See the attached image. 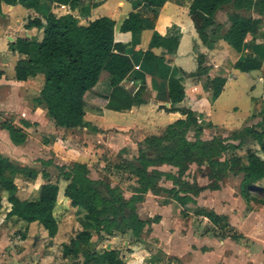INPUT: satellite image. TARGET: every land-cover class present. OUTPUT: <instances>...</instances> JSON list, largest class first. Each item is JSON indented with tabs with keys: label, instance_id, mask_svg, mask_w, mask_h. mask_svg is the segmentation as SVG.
I'll list each match as a JSON object with an SVG mask.
<instances>
[{
	"label": "trees",
	"instance_id": "16d2710c",
	"mask_svg": "<svg viewBox=\"0 0 264 264\" xmlns=\"http://www.w3.org/2000/svg\"><path fill=\"white\" fill-rule=\"evenodd\" d=\"M8 3L18 2L24 7L33 8L41 12L43 0H0ZM68 4L73 10L78 8L80 15H87L90 8L98 2L90 0H54ZM146 12L131 11L118 20L107 16H100L87 24H79L78 18L69 12L56 16L52 12L42 13L44 22L40 19H31L26 27L42 29L40 41L17 38L10 43V50L25 54V59H18L13 66V78L19 81L26 80L38 73L44 75V83L39 96L34 98L37 104H42L47 116L59 127L84 126L85 95L96 84L99 74L105 70L110 75V90L100 95L106 100L105 107L115 111L129 110L133 105L146 102V82L143 73L135 71L131 58L126 52V46L114 40L116 31H138L142 28L144 15L157 12L165 0H143ZM228 6L232 9L226 12L229 22L224 34L218 35L220 24L215 22L218 10ZM239 11H254L264 16V0H192L188 8V16L192 20L194 29L207 47L211 48L216 40L224 39L236 51H241L248 35H254L262 27L261 17L243 15ZM0 14L1 7H0ZM264 39V27L261 28ZM179 37L175 34L162 35L154 30L145 50H139L141 55L140 68L144 72L152 73L166 81L167 98L170 102L169 111H179L184 117L167 125L160 135H151L138 143L137 155L133 160L124 158L116 164L104 166V169L123 170L136 177L137 185L133 186L132 194L125 198L118 186L104 183L102 179L89 177V169L85 163L74 162L65 170L62 177L67 181L63 194L70 200V205L83 211L78 218V228L68 243L62 245V256L82 257L76 264H128L116 248H98V244L106 236L114 233L125 234L131 232L139 237L145 225L149 228L157 223L160 215L152 219L143 220L136 212V203L144 200L149 191L165 192L180 205L182 216L188 213L189 203L194 199L189 194L197 195L202 187L191 185L181 179L191 163L205 162L210 180H221L227 172L242 173L240 194L246 201H256L264 204V188L255 184L264 178V158L259 153L248 148L245 155H231L222 157L228 151H236L243 146L244 139L258 144L264 152V103L258 113L260 120L251 126L242 128L230 142L229 139L213 136L211 139H202L205 128L212 124L200 114L175 104L184 99L185 92L181 84V77L206 76L203 88L209 92L210 99L214 100L221 93L226 82L222 75L208 77L211 65L204 54L196 57L197 68L193 72H186L180 67L171 66L166 61V54L176 51ZM161 48L156 54L154 49ZM260 58L240 57L233 64V68L240 72H250L261 67ZM4 74L0 69V77ZM137 80V90L130 94L121 86L125 77ZM24 126L29 123L22 120ZM0 128L8 131L14 144H22L27 138L26 131L12 120L0 118ZM193 132V139L187 134ZM244 138V139H243ZM125 149L121 150L123 155ZM222 157V158H221ZM161 165L176 168V172L158 169ZM23 174L29 178H36L38 170L28 166H21L12 162L7 156L0 154V214L4 211L2 198L10 203L6 216H15L20 222L21 238H26L29 225L33 222L40 224L52 239L58 231V223L53 211L57 201L58 184L48 180V173L41 172L42 182L33 190L31 198L21 199L17 196V184L14 177ZM164 178L173 183L172 188L158 185ZM185 185L183 191L176 186ZM175 186V187H174ZM103 187V188H102ZM191 187V188H190ZM213 189H218L214 184ZM188 191L186 192L185 190ZM190 190V192H189ZM185 193V195H184ZM262 194V195H260ZM192 212L205 216L212 224L228 228L221 237H228L238 241L241 235L232 232L227 217L213 210L195 206ZM23 226V227H22Z\"/></svg>",
	"mask_w": 264,
	"mask_h": 264
},
{
	"label": "crops",
	"instance_id": "0c3cea01",
	"mask_svg": "<svg viewBox=\"0 0 264 264\" xmlns=\"http://www.w3.org/2000/svg\"><path fill=\"white\" fill-rule=\"evenodd\" d=\"M90 1L93 3L99 0ZM191 1L192 0H165V3L157 12H149L144 15L142 28L140 30L126 32L116 31L114 33V40L126 46V52L131 58L134 66L133 69H135V71H140L141 74L143 73L144 75L146 82V102L133 105L129 110L125 111H115L105 107L106 100L100 95L110 90V75L107 71L102 70L92 90L85 95L84 122L86 124L84 126L71 128L56 126L47 116L44 106L35 102L34 98L39 96L43 85L41 86V82L36 83L34 79L42 73L30 76L23 81L13 78V66L15 62L18 59H25L27 56L18 52H12L9 48L10 43H13L17 38L40 41L43 35L42 29L34 26L26 27V23L35 18L44 22L42 13L52 12L56 16H60L65 12H69L78 18L79 24L85 25L88 21H92L100 16H107L116 21L131 11L144 13L147 10L146 4L143 0H101L97 5L90 8L87 15H80L78 8L72 10L68 4L58 3L54 0L42 1L40 9L42 13L33 8L24 7L18 2L8 3L1 1L0 69L3 70L4 74L0 77V91H3V93L0 94V100L17 101V104L16 107H10L7 111L0 110L2 115L0 118L6 119L8 115H11L9 117L12 118H20L19 123L16 124L17 120H15L14 124L21 126L26 131L27 138L22 144H14L9 137L8 131L0 128V154L7 156L16 164L38 170L37 177L33 179L23 174H16L14 177L16 184L17 179H23V182L26 184H37L32 187L36 189L42 182L41 172L45 171L49 175L48 180L58 184L59 193V187L62 181L66 183L67 181L62 178L56 182V180L50 176L49 172L44 169V166L49 167L50 164H57L58 167L64 166L65 170H67L74 162H81L88 166L89 171H95L96 169L101 170L107 163V157L111 155L116 156L122 149H125L124 153L126 156L133 155L138 149V143L142 142L146 137L160 135L168 124L184 117L179 111L167 110L170 107V102L167 98L166 81L152 73L144 72V70L140 68L141 55L138 51L147 48L154 30L162 35L175 34L179 37V44L176 51L171 54H166V61L171 66L180 67L188 73L193 72L197 68V55L204 54L208 59V63L211 65L208 76L210 78L218 75L226 77V82L221 93L214 100L210 99L209 92L203 88L200 78L181 77L180 81L183 85L185 96L184 99L175 104V106L191 109L212 124L211 128H205L203 130L202 135L204 139H210L212 134L228 136L226 133L242 130L243 127L254 125L260 120L258 113L262 109L264 103V39L261 30V28L264 27V16L251 11V16L262 18L263 25L256 34L246 37L241 51H236L222 38L216 40L213 47L209 48L199 39L192 20L188 16V8ZM223 8L216 12L214 19L216 23L226 27L227 30L229 22ZM239 12L241 13V11ZM154 52L160 54L162 49L156 48ZM240 57L260 58L262 60L261 67L250 72L235 70L233 64ZM242 74L250 80H248V84H245L250 101H244V105L247 106L249 104L250 108L248 109L246 107V110H248L245 116H242L243 118L241 120L243 124L240 128H224L222 125L217 124L215 119L223 117L225 110L230 112L231 109L233 113L237 110L239 101H233L229 96L223 97L224 94L229 95L236 81L243 84V79L241 78ZM120 84L124 90L130 94H133L139 86L138 81L129 76L125 77ZM26 95L31 97L33 103V107L27 109L21 105ZM228 104H230V106H228ZM114 115L119 117L120 122L126 120L130 116L131 119L129 122L125 121L118 123L113 122L111 117H107ZM22 120L27 121L29 125L24 126L21 123ZM217 130H221V132H217ZM33 134L40 139V144L42 145L40 151H43V148H47V153L53 154L52 160L50 159L51 156L45 157L44 151L42 155L38 154L35 158L31 157L32 152L29 149L31 147L29 146V142ZM233 142L235 143V141ZM36 164L43 165V167L41 168V166L39 167V165ZM159 168L163 171H169L170 168L174 167L161 165ZM161 181H163V179L160 180L158 185L164 187V183ZM148 194L149 192L145 196L146 200ZM17 196L21 198L19 191ZM145 198L143 201L136 203V212L141 219L148 220V218L152 217L151 213L144 214V212L141 213L139 211L141 206L143 207V204H145ZM168 198L169 197L166 199L165 197L162 199L163 202L161 207H159L160 210L158 213L159 215L161 214L159 221L155 223L154 227H148L149 237L158 236V234L162 232V225L166 217L162 212L166 213L169 211L168 209H173L176 211L175 215L178 217V208H180L178 206L180 205L176 201ZM59 201L71 206L70 200L64 196V194H57L56 205ZM2 205L4 211L0 214V260L5 253V247L10 244V240L7 237L8 231L14 230L13 228H16V225L20 222L15 216H6L7 211L10 209V203L6 200L5 194L2 198ZM71 207L76 208L73 206ZM162 209L164 211H162ZM141 210H143V208ZM216 213L223 214L221 210ZM167 215L172 218V211ZM204 218L208 220V218ZM34 223L36 222L29 225L26 239L33 229L32 224ZM42 228L41 232L45 237H48L46 236L47 233L45 235L42 231ZM194 232V230L191 232L193 243L189 244L186 242V247H184L188 248L186 251V254H189L187 258L183 256L184 254L173 253V250L168 253V256H175L178 261L180 260V264H194L198 256L210 255V253L214 251V246L220 249L224 245L223 242L225 239L221 237H199V235H195ZM122 235H126V233ZM113 238L117 239L115 235ZM179 241L184 242V238L181 237ZM140 242L141 241L137 242L138 244H129V241L122 240V246L125 252L128 253L124 256V260L128 264H156L161 261V257L154 256L150 253V247H148L147 244ZM65 243L66 242L62 243V245ZM204 246L206 250H204L203 253L201 247ZM173 247L174 246L171 245V249H173ZM116 249L119 250L120 248L118 247ZM163 255L165 256V253H163ZM262 256L264 257V252H262ZM69 257L73 256L64 258L66 260ZM219 262L223 263L225 261Z\"/></svg>",
	"mask_w": 264,
	"mask_h": 264
},
{
	"label": "rangeland",
	"instance_id": "374dc122",
	"mask_svg": "<svg viewBox=\"0 0 264 264\" xmlns=\"http://www.w3.org/2000/svg\"><path fill=\"white\" fill-rule=\"evenodd\" d=\"M187 1V0H186ZM224 12L230 11L232 8L225 6ZM243 15H252V12L241 11ZM221 25V24H220ZM226 31V27L221 25L218 35L224 34ZM209 77V76H208ZM243 79V84L236 81L234 83V88H231V92L229 98L233 99V101L238 102V108L233 113L230 109V112L225 110L224 116L218 119H215V122L219 125H222L224 128H232L238 129L242 126V118L245 116L247 110L250 108V105H244V101L249 100V93L247 92L246 85L248 84V80L244 74L241 75ZM203 81L206 79V76L200 78ZM36 83L41 82V86L44 83V75L41 74L37 76L35 79ZM250 81V80H249ZM248 88V87H247ZM227 90V89H226ZM1 92V91H0ZM3 91L0 93L2 94ZM235 97V98H234ZM222 98V99H223ZM232 101V102H233ZM225 102V101H222ZM17 101H2L0 100V110L7 111L10 107H16ZM24 108L33 107L32 99L30 96H24V99L21 104ZM236 105V104H235ZM230 106V104H228ZM43 107V106H42ZM246 107L248 108L246 110ZM14 112V111H12ZM14 114V113H12ZM0 116L2 117L1 113ZM8 115L6 119L12 120L13 122L17 120L19 123L20 118L9 117ZM144 116V115H143ZM243 116V117H242ZM108 118H112L113 122H129L131 116L129 118H125L124 121H119V117L115 116H107ZM116 117V118H113ZM123 120V118H122ZM214 122V119H213ZM238 130L236 132L226 133L228 136H221L212 134L213 136L221 137L223 139H229L230 142L232 138L239 133ZM217 132H221V130H217ZM163 133V131L161 132ZM160 133V134H161ZM213 133V130H212ZM189 140L193 139V132L189 131L187 134ZM202 139L203 138L202 135ZM211 139V138H210ZM244 139V138H243ZM238 140L235 141L237 143ZM31 143V144H30ZM40 139L33 134L30 138L29 149L32 152L31 157L35 158L36 156L42 155V152H45V157H50L53 159V154L47 153V148H43V151H40ZM243 146L240 147L236 151H228L222 157H230L231 155H245L248 148L256 149L261 157L264 158V153L259 149L258 144L254 143L251 138L244 139ZM257 147V148H256ZM42 149V148H41ZM121 152V151H120ZM125 152V151H124ZM122 153V152H121ZM119 153V154H121ZM137 150L133 153V155L126 156L125 153L123 155L109 156L107 157V164L113 165L116 162H120L124 160V158L128 160H133V157H136ZM132 156V157H130ZM221 157V158H222ZM35 161V160H34ZM59 163V162H57ZM35 165V164H34ZM39 165V164H36ZM41 165H39L40 167ZM43 165L41 166V168ZM64 167V166H63ZM40 168V169H41ZM44 169L49 172L50 176L58 182L62 179V169H60L57 164H50V166H44ZM158 169H160L158 167ZM168 169V168H164ZM208 165L205 162L201 163H191L188 166V169L184 173V177L181 179L184 183L188 185L196 184L202 189L199 191L197 195L189 194L194 199V203H189L185 207H187L188 213L186 216H182L181 207L179 209L178 217L175 215L176 211L173 209H168L166 213L162 209V213L166 215L165 221L162 225V232L158 234V236H150L148 226L145 225L139 237H135L131 234V232H127L126 235H122L121 233H114L113 235L106 236L102 241L99 242L98 248L101 249L103 247L106 248H120V254L124 259V256L128 253L125 252V249L122 246V240L129 241V244H138L137 242L147 244L150 247V253L154 256L161 257V261L156 264H180V260L178 261L175 256H168L171 250L175 254H184L185 258L188 257L186 251L188 248L186 247V242L192 244L191 232L195 231L194 234L199 235V237L207 236L210 238L213 237H221L226 232L228 233V228L215 226L210 222V220H206L205 216H199L192 212L195 206L206 208L213 210L215 212L222 211L223 214L227 217L228 223L232 228V232L239 233L241 238L238 241L232 240L228 237H221L224 240V245L218 249L214 246V251L210 253V255L198 256L195 259L194 264H264V257L262 256V252H264V204H260L256 201H246L242 195L240 194V182L242 179V173H233L227 172V175L221 177V180H210V176L208 177ZM167 171V170H166ZM169 171L173 173L176 172V168H170ZM89 177L92 179H102L104 183L110 184L111 186H118L120 188V192H122L125 198L130 197L132 194L133 186L137 185L136 177L131 175L128 172H124L123 170L111 169L106 170L101 168V170L89 171ZM20 177V176H19ZM164 183V187L167 189L173 187V183L169 180L162 178ZM18 191L21 198H31L33 196L32 188L37 184H26L23 182V179H17ZM160 182V181H159ZM38 183V182H37ZM159 184V183H158ZM214 184L218 185V189H213L212 186ZM66 185V182L62 181L59 187L58 195H63V189ZM259 187L264 188V178L255 184ZM163 187V186H160ZM175 187V186H174ZM178 191H183L185 189V185L176 186L174 189H178ZM190 187V188H191ZM103 188V187H102ZM191 192H194V188L192 187ZM189 190V192H190ZM17 191V193H18ZM186 192L188 191L185 190ZM185 195V193H184ZM262 195V194H260ZM146 196V195H145ZM169 197L174 200L172 196L165 192H157L149 191L148 198H145V204L143 207L139 209L141 213L150 214L152 217L148 218L152 219L155 215L159 213V207H161L162 199ZM168 198V199H169ZM166 201V200H165ZM175 201V200H174ZM208 207V208H207ZM143 208V210H141ZM150 209V210H149ZM153 209V210H152ZM154 211V212H153ZM172 211V218L168 216V213ZM219 213V212H218ZM83 211L78 208H72L68 204H63L62 202H58L56 208L54 210V216L58 223V231L56 236L51 240L48 237H45L41 232V225L38 223H34L33 229L29 233L28 238L22 239L20 234V225H16L14 230L8 231L7 237L10 240V244L5 247L3 254V258L0 260V264H76L81 262L82 257L78 256V258L69 257L65 260L62 256V243H68L69 240L74 236L76 229L78 228V218L82 216ZM159 215V214H158ZM161 215V214H160ZM140 217V216H139ZM176 217V218H175ZM207 218V217H206ZM13 225V223H12ZM155 224L152 225L154 227ZM23 227V226H22ZM42 231L46 235V231L42 228ZM145 231V232H144ZM116 236L117 239L113 238ZM177 235V236H176ZM47 236V235H46ZM119 236V238H118ZM181 237L184 238V242L179 241ZM140 238V240H139ZM145 238V239H144ZM175 239V242H174ZM25 240V241H23ZM180 243H179V242ZM161 242V243H160ZM179 244V246H178ZM171 245L174 246L171 249ZM203 248V249H202ZM202 252L206 250V247H201ZM182 252V253H181ZM165 253V256L163 255ZM191 258V256H190ZM189 258V259H190ZM219 261H225L220 263ZM191 264V263H190Z\"/></svg>",
	"mask_w": 264,
	"mask_h": 264
}]
</instances>
